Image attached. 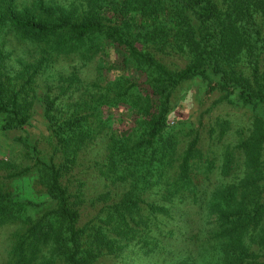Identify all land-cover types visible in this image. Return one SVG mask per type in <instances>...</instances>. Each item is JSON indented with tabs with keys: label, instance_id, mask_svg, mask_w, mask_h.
<instances>
[{
	"label": "trees",
	"instance_id": "16d2710c",
	"mask_svg": "<svg viewBox=\"0 0 264 264\" xmlns=\"http://www.w3.org/2000/svg\"><path fill=\"white\" fill-rule=\"evenodd\" d=\"M1 2L0 21H7V30L41 46L40 57L21 70L26 83L55 56L70 53L98 54L106 82L99 97L81 96L70 113L62 114L54 98H42L60 160L37 155L28 141L31 118L24 95L0 82V127L24 131L46 190L43 199L33 200L0 188V226L21 224L7 264H95L131 239L146 244L155 219L170 214L174 198L200 207L204 200L197 196L206 189L198 188L195 178L199 173L206 177L212 160L197 131L180 144L174 126L192 129L193 122L183 117L175 124L172 118L179 114L172 101L175 88L193 79L207 93L216 90L221 100L250 111L248 133L234 145L242 158L241 174L209 192L204 203L213 217L221 262L257 261L264 248V0H84L64 10L33 0V11L17 9L14 0ZM110 53L116 54L113 60ZM171 53L186 61L183 66L168 64L165 56ZM76 80L74 74L69 77L72 86ZM216 124L221 138L228 120ZM105 127L110 141L100 172L128 186L95 221L79 224L78 192L62 178ZM230 150L225 151V171ZM30 169L24 166L9 176ZM150 189L166 202L147 200Z\"/></svg>",
	"mask_w": 264,
	"mask_h": 264
},
{
	"label": "rangeland",
	"instance_id": "374dc122",
	"mask_svg": "<svg viewBox=\"0 0 264 264\" xmlns=\"http://www.w3.org/2000/svg\"><path fill=\"white\" fill-rule=\"evenodd\" d=\"M14 1L17 9L28 6L33 11V0ZM46 1L54 2L60 6V10H64L73 6V3L79 5L84 0ZM4 21L5 19L0 21V82L21 91L20 93L24 95L31 118V124L27 126L31 133L28 141L35 144L37 155L60 160L59 151L54 149V137L42 114V98L46 95L54 98L55 106L62 114H66L73 110L74 103L79 102L81 96L88 98L93 93L95 98L99 97L100 93L104 92L106 84L100 74L99 56L95 54L90 58H84L74 53L59 54L51 60L46 70L26 83L27 74L21 73V70L24 65L28 66L40 57L41 46L25 42L13 31H8L7 21L6 23ZM113 55L110 53L108 56L110 60L116 57V54ZM165 57L171 67H180L186 62L175 53ZM31 70L30 67L29 71ZM102 71L104 74L109 72L107 69ZM73 74L77 79L74 86L69 82V77ZM172 101L176 105V112L179 113L172 117L174 123L177 124L179 118L187 117L194 124L192 129L174 126L180 144L184 145L197 131L203 151L212 160V167L206 177L199 173L195 178L198 188L206 189L205 195L197 196L204 201L197 207L189 199H186L188 201L185 203H180L178 198H174L171 204H168L170 214L158 215L155 219L146 244L137 238L131 239L116 252L99 256L95 264H223L217 253L218 241L212 237L213 217L206 214L204 202L213 189L240 176L242 158L234 145L248 133L250 111L221 100L216 90L207 93L203 83L198 79L186 80L179 84L172 94ZM220 119L228 120V128L223 136L218 138L219 130L216 123ZM116 125L122 129L120 123H115V127ZM24 134L21 129L2 130L0 127V188H8L21 197L41 200L46 196L45 186L39 181L35 156L25 142L27 137ZM109 141L110 129L105 127L94 140L83 147L62 178L71 191L78 192L79 224L95 221L103 207L120 198L128 186V182L111 180L100 172L106 144ZM227 148L231 149V163L225 171L224 159ZM24 166L31 167L28 173L9 176L11 171ZM145 195L150 201H164L156 189L148 190ZM20 230L21 224L17 222L0 226V264H7L15 232ZM248 264H264V248L259 249L257 261Z\"/></svg>",
	"mask_w": 264,
	"mask_h": 264
}]
</instances>
